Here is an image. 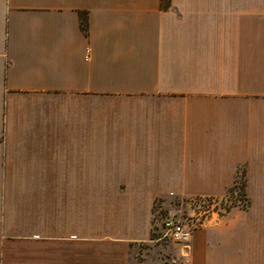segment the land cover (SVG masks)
I'll return each mask as SVG.
<instances>
[{"label": "crops", "instance_id": "0c3cea01", "mask_svg": "<svg viewBox=\"0 0 264 264\" xmlns=\"http://www.w3.org/2000/svg\"><path fill=\"white\" fill-rule=\"evenodd\" d=\"M241 168L183 264H264V0H0V264H131Z\"/></svg>", "mask_w": 264, "mask_h": 264}, {"label": "rangeland", "instance_id": "374dc122", "mask_svg": "<svg viewBox=\"0 0 264 264\" xmlns=\"http://www.w3.org/2000/svg\"><path fill=\"white\" fill-rule=\"evenodd\" d=\"M240 182L241 180L238 179L237 186H239ZM205 200L206 202L198 208L197 205L201 203L197 202V198L184 199L166 196L157 199L153 206V237L147 243L136 244L133 246L130 254L131 264H183L185 262L186 247H183V244L179 245L172 242L169 237L164 235V231L160 225L165 218H169L174 222H182V220L187 218L188 215H192L193 211L196 213V210L198 209L200 212L206 211V213L201 216L199 222H201L204 217H206L207 220L211 219V222H213L224 216L225 209L231 204H244L241 197V191L238 189L231 191L224 197L208 198ZM193 222L195 223L194 218ZM204 222L205 220L202 221L201 225H203ZM186 244L187 243H185V245Z\"/></svg>", "mask_w": 264, "mask_h": 264}, {"label": "built area", "instance_id": "2783aa9c", "mask_svg": "<svg viewBox=\"0 0 264 264\" xmlns=\"http://www.w3.org/2000/svg\"><path fill=\"white\" fill-rule=\"evenodd\" d=\"M205 199L208 198H197V202L201 203L197 205L198 208H200V206L204 202H206ZM196 211H197L196 213H194L193 211V214L188 215L187 218L182 220V222L180 221L174 222L169 218H165L164 220H162L160 226L164 231V235L169 237L172 240V242H175L179 245L183 244V247H186L185 243L188 242L192 232L195 229H197L198 226L201 225L203 220H206V217H204V219L201 222H199L201 216H203L206 213V211L200 212L198 209ZM193 218L195 220V223L193 222Z\"/></svg>", "mask_w": 264, "mask_h": 264}, {"label": "trees", "instance_id": "16d2710c", "mask_svg": "<svg viewBox=\"0 0 264 264\" xmlns=\"http://www.w3.org/2000/svg\"><path fill=\"white\" fill-rule=\"evenodd\" d=\"M161 1H165V0H161ZM79 17H80V28H81V31H83L86 34L87 33V22H86V18H85V13H79ZM244 176H245L244 170L241 168L239 170L238 174H237V177H239V178H237V181L235 182V184L226 193V195H227V194H229L231 191H233L235 189H238L239 191H241L242 201H244V204L238 205L241 209H246L248 207V199H247L246 193H245ZM238 179L241 180L239 186H237L238 185ZM232 206H236V204H231L230 206H228L225 209V214H227L229 212V210L231 209ZM225 214H223V215H225ZM152 237L153 236L151 234V239H152Z\"/></svg>", "mask_w": 264, "mask_h": 264}]
</instances>
